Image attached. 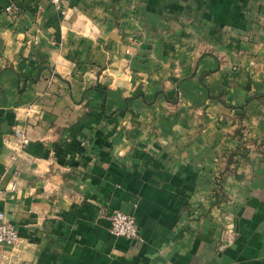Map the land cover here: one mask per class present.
I'll list each match as a JSON object with an SVG mask.
<instances>
[{"label": "crops", "instance_id": "obj_1", "mask_svg": "<svg viewBox=\"0 0 264 264\" xmlns=\"http://www.w3.org/2000/svg\"><path fill=\"white\" fill-rule=\"evenodd\" d=\"M262 95L264 0H0L15 264H264Z\"/></svg>", "mask_w": 264, "mask_h": 264}, {"label": "built area", "instance_id": "obj_2", "mask_svg": "<svg viewBox=\"0 0 264 264\" xmlns=\"http://www.w3.org/2000/svg\"><path fill=\"white\" fill-rule=\"evenodd\" d=\"M53 7H58L59 0H50ZM5 11H14L15 9L7 4L4 6ZM12 135L17 139L20 147L28 142V136L22 124L12 125ZM19 151L10 155V159L15 161ZM19 169L15 167L10 181V188H14ZM109 220V231L113 235L123 236L125 238L141 239L134 217L124 211L113 209L107 213ZM22 239L19 237L15 226L6 220L4 212L0 210V264H15L18 253L22 247Z\"/></svg>", "mask_w": 264, "mask_h": 264}, {"label": "trees", "instance_id": "obj_3", "mask_svg": "<svg viewBox=\"0 0 264 264\" xmlns=\"http://www.w3.org/2000/svg\"><path fill=\"white\" fill-rule=\"evenodd\" d=\"M262 96H264V95H262ZM235 132L239 133L238 129H236ZM246 152H247L246 147H244L243 144H240V145L236 146L235 149L230 151L228 154H235L241 158H247Z\"/></svg>", "mask_w": 264, "mask_h": 264}]
</instances>
